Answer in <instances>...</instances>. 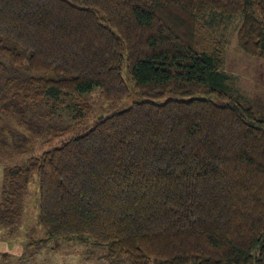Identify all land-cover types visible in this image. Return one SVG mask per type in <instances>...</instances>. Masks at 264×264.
<instances>
[{"label": "trees", "instance_id": "1", "mask_svg": "<svg viewBox=\"0 0 264 264\" xmlns=\"http://www.w3.org/2000/svg\"><path fill=\"white\" fill-rule=\"evenodd\" d=\"M207 16H241L239 47L264 60V0H0V125L19 131L21 109L45 100L83 123L96 88L114 107L131 100L125 76L139 98L4 169L2 238L23 230L36 180L44 236L26 251L58 241L105 248L109 264H264V120L227 85Z\"/></svg>", "mask_w": 264, "mask_h": 264}, {"label": "rangeland", "instance_id": "2", "mask_svg": "<svg viewBox=\"0 0 264 264\" xmlns=\"http://www.w3.org/2000/svg\"><path fill=\"white\" fill-rule=\"evenodd\" d=\"M204 29L214 37L223 54V66L220 72L227 77V85L241 101L253 107L259 119L264 120V60L248 56L239 47L237 33L242 17L212 19L205 17L201 20ZM126 83L133 93L131 100L125 101L118 107L110 104L102 92L96 88L84 97L88 119L79 123L74 114L65 107L53 106L42 101L36 106L17 108L23 111L27 125L20 126V133L6 122L0 125V173L6 168L25 165L31 158L40 157L44 152L59 147L68 138L77 136L92 128L98 119L116 111L128 108L132 102L138 101L133 84L125 76ZM48 117H45L47 116ZM79 124V125H78ZM75 127L69 133H63L68 126ZM6 126V127H5ZM12 128V129H9ZM17 131V132H16ZM14 137V141L11 139ZM11 139V140H10ZM27 140V141H26ZM37 181L34 180L25 199V216L21 231H16L9 237L0 238L9 242L11 253L5 261L0 255V264H109L105 248H88L82 245L73 246L71 243L51 241L34 251H26L25 247L31 239L39 240L44 236L37 227L38 214ZM36 193V197L34 196ZM36 250H39L36 252ZM36 252V253H35Z\"/></svg>", "mask_w": 264, "mask_h": 264}, {"label": "crops", "instance_id": "3", "mask_svg": "<svg viewBox=\"0 0 264 264\" xmlns=\"http://www.w3.org/2000/svg\"><path fill=\"white\" fill-rule=\"evenodd\" d=\"M3 175H4V172L0 173V191H1V184H2V180H3ZM12 246L13 245H11L9 242L3 241L0 238V255L1 254L11 253L10 249H11Z\"/></svg>", "mask_w": 264, "mask_h": 264}]
</instances>
